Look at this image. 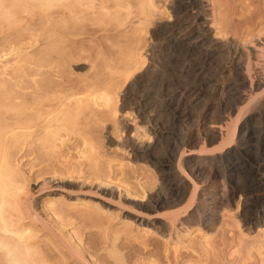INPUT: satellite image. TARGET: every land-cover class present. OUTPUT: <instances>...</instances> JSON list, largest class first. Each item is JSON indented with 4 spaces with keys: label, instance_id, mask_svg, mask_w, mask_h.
<instances>
[{
    "label": "rangeland",
    "instance_id": "374dc122",
    "mask_svg": "<svg viewBox=\"0 0 264 264\" xmlns=\"http://www.w3.org/2000/svg\"><path fill=\"white\" fill-rule=\"evenodd\" d=\"M7 1L11 3V0ZM7 1L9 9H5L6 5L0 8V100H2L0 118L5 119L8 126H18L12 122L14 118L22 120L24 114L28 112L26 108L34 109L31 101L36 97L35 94L40 92L41 87L47 86V90L49 88L51 90L48 94L49 99L55 100V104L48 111L61 110L62 114L59 113L58 116L64 129L60 134L65 139L64 145L58 143V147L49 148L40 139V134H32L25 144L11 146L9 152L13 165L20 171L22 179L31 184L33 178L41 176L42 173L48 176L57 170L72 171V168L79 172L70 181L73 184L81 181L82 184L87 183L85 191L91 190L89 188L94 184L92 181L97 178L106 179L114 184L113 190L95 187L93 192L90 191L91 194L88 192L83 196H77L79 200L88 202L86 205L76 202L75 199L70 201L67 196H63L62 199L45 197L39 203V209L45 217L59 220L58 227L63 234L65 233L64 236L66 235L65 238L73 245V249L76 247L74 251L81 253L89 264H264V227L260 224L264 218V209L260 204L239 203V195L229 199V194L222 191L225 185L227 186L225 189H228V182L222 184L221 181L210 180L208 183L214 187L217 184L221 190L218 194L220 204L216 215L217 225L214 226L213 233H207L210 235L205 237L206 231L195 227V231H191L183 242L175 234L174 238L163 239L154 230L149 231L141 227V220L138 219L141 211L125 200L119 201V194L114 191L118 185L139 191V185L143 183L142 185L147 184L150 193H155L160 186V180L156 177L157 171L150 166L151 164L142 159L137 161L128 154L123 156L117 149L115 141L124 142L126 135H123L119 125L125 116L130 118L128 115L123 116L127 109L121 112V106L130 103V106L134 107L139 103V106L142 104L144 108L149 105L150 112L156 115L163 114L165 112L164 105V109L161 108L163 102L174 96L177 89H184L190 85L182 68L184 63L192 60L197 53L186 56V53L176 49L173 42H168L166 37L169 36L168 30L164 31L157 27L159 22L173 23L180 15L189 14L190 11L183 5L184 0L182 3V0H159L160 13L147 24L148 26L140 28V32L137 31L139 33L130 29L133 27L127 24V27L124 26L126 23L124 20L128 23L134 20V16L139 15L140 5L148 0H103L97 5L95 12L78 19L74 14L70 15L60 8L58 11L54 7L50 9L47 6L50 4L45 2L47 0H12L13 7H9L12 3ZM115 1H118V4ZM200 1L205 8L207 7L204 15L209 20L205 27L211 30V38L216 36L215 38H220L219 40L224 43L229 40L231 45L239 46L243 51L255 45L258 38H264V0ZM120 4H124V10L116 7ZM26 6L30 14L21 13ZM3 9L6 10L4 13ZM130 11L133 13H131L133 19L131 16L130 20H127L126 15ZM136 54H140L138 55L139 59L142 57L140 61L145 62L138 74L148 70L150 76L149 86L147 84V87L135 90L133 95L129 87L132 81L131 79L126 80L129 83L125 81L122 77L124 72L122 68L128 61L133 60ZM169 63L172 65L168 66ZM228 63L223 62L219 68H224L223 66ZM38 64L45 65L44 72L38 73L33 70ZM25 69L28 70L27 75L22 73ZM150 69L154 72L149 71ZM228 75L222 76L223 80H228V77L230 78ZM22 79L30 88H23ZM109 80L110 82L115 80L113 84L111 83L114 88L117 86L113 93L118 94L117 96L114 94L115 99L119 97L117 101L114 99V109L118 110L114 115L113 110H109L111 113L106 110L107 113L104 112V102L99 100L100 91L110 83ZM93 92L98 94L97 106L91 99L86 98ZM220 95H217V98H210L209 101L205 100L211 109L208 115L215 112L214 115H209L212 117V120L209 119L211 122L217 117L216 108L226 102L224 96ZM23 96L25 98H21ZM22 99L28 100L29 105L23 107ZM202 105L197 104L196 107H199L197 109L192 106L191 113H196L195 116L202 114L203 110H200ZM40 107L43 108L42 105ZM192 121L195 120L184 121L175 126L176 132L169 129V124L166 123L165 126L169 128L165 129L166 136L163 140L165 147L170 140L168 138L173 136L171 132L186 135L187 131L194 127ZM205 130L203 132H206ZM110 136L113 137L114 143ZM201 142L203 144L201 140L199 145L196 144L197 147L194 146L195 149L200 150ZM201 148L203 149V145ZM208 174L201 181H197L199 190L205 184L208 185V181L204 182L209 180ZM64 180L69 178L64 177ZM110 190L114 191V194ZM250 220H253L252 225ZM112 249L118 252L115 253L116 256ZM51 250L49 260L52 264H79L75 259H64L55 249ZM194 250L198 254H195Z\"/></svg>",
    "mask_w": 264,
    "mask_h": 264
},
{
    "label": "bare ground",
    "instance_id": "6f19581e",
    "mask_svg": "<svg viewBox=\"0 0 264 264\" xmlns=\"http://www.w3.org/2000/svg\"><path fill=\"white\" fill-rule=\"evenodd\" d=\"M6 1L0 0V8H4L8 4ZM102 1L47 0L45 2L50 4L47 5L50 9L54 7L58 11L60 8L63 12L67 11L70 15L74 14L78 19L85 14L95 12L97 5ZM7 2L10 3V1ZM11 5L9 7H13L14 4ZM123 5L120 4L116 7H121L124 10L125 6L123 7ZM183 5L190 11L189 14L187 13L188 15H180L173 23L169 21L166 24H160L159 22L157 27L164 29V31L168 30L167 34L169 33V36H166L168 42H173L176 49L186 53V56L197 53L192 60L184 63L182 68V71L186 74V81L190 85L188 84L184 89H177L174 96L165 101L163 100L161 107L163 108L164 105L165 112L163 114L156 115L150 112L149 105L144 108L141 106L142 104L139 106V103L134 107H131L130 103L123 104L124 107L121 106L120 108L121 112L127 109L126 114L123 116L128 115L130 118L128 116V118H125V116L123 119L122 117L123 121L119 125L123 135H126L124 142L117 141L118 143H116L115 141L117 149L123 153V156L128 154L137 161L142 159L147 161L149 165L151 164L150 166L157 171L158 175L156 177L160 180V186L155 193H150L147 190V184L142 185V182L139 185V191L125 189L122 188L123 186L119 187V185L114 190L119 194V201L125 200V202L141 211V215L138 216V219L141 220V227L149 231L154 230L163 239L174 238L173 234H175L182 242L189 237L195 227L206 231L205 237H207L210 235L207 233H211L214 226L217 225H215V222L220 204L218 194L221 190L217 184L215 187L209 185L210 180L213 182L221 181L222 184L228 182V189H225L227 187L225 185L222 191L229 194V199H234L239 195V203L260 204L264 209V38H258V42L250 48L248 47L249 50L247 51L239 49V46L231 45L232 43L230 44L229 40H226L228 43L226 41L224 43L219 40L220 38H215L216 36L211 38V30L205 27L209 19L207 20L206 15H204L207 7L205 8L203 2L200 0H184ZM27 6L21 13L25 12L24 14H26L29 11ZM140 6L139 15L134 16V20L129 21V23L124 20L126 22L124 26L127 24L129 27H133L130 29L136 30L135 32L150 24L160 13L159 0H148ZM5 9H9L7 5ZM5 9H3V13L6 11ZM131 13L130 11L126 15L127 20H130L133 14ZM18 14L20 15V13ZM136 55L133 60L128 61L125 67L122 68L124 69L122 77L125 81L130 79L132 81L129 87L133 95L135 90L147 87V84L149 86L148 77L150 76L148 70L145 73L138 74L140 67L145 62L140 61L142 59V57L139 59L138 55L140 54ZM226 61L230 65L227 64V68V65L223 66L224 68H219V65L223 62L226 63ZM171 65L172 63L168 64V66ZM45 68L44 64H38L33 70L39 73L44 72ZM151 69L149 71H152ZM22 73L27 75L28 70H22ZM224 74L230 76L226 81L222 77H225ZM114 82L115 80L107 84L99 94V97L101 95L99 100L104 102V104L102 103L103 108L105 107L104 112L113 110V112L109 111L113 115L118 111L114 109V102L119 98L115 99L116 94L113 93L114 89L116 91L117 88V86L116 88L112 86ZM21 84L25 89L30 88L24 79H22ZM123 84L125 85V82ZM47 89V86L41 87L40 92L35 94L34 100H30L33 107L39 108L42 105L43 108H26V112H28L24 114L22 120L14 118L12 121L18 126H8V122L0 118V264H52L49 260L50 253H52L50 252L51 249L58 251L64 259L72 258V260L78 261L79 264H89L88 260L80 255L81 253H77V250L74 251L76 247L73 249V245H70V242L65 238V233L63 234L60 227H58L59 220L45 217L39 209V203L45 197L62 199L63 196H67L70 201L75 199L78 203L87 204L88 202L79 200L77 196H83L84 193H90V191L93 192L96 188H106L105 190H113L114 188V184L112 185L106 179L97 178L94 179L96 182L92 181L95 186L94 184L93 187L89 185L88 187L91 190L85 191V184L87 183L82 184L81 181L73 184L70 181L79 172L72 167V171L57 170L53 175L50 174L51 176L49 174L45 176L46 173H42L41 176L33 178V184L22 179L20 171L12 163L9 152L13 144L18 146L25 144L34 133L41 135L40 139L46 147L56 148L58 143L65 144V139L60 134L64 129L60 123L61 118L58 116L61 110L48 111L55 104V100L53 98L52 100L49 99L50 88ZM219 94L224 96L226 102L224 101L223 105L218 106V108L222 106L219 109L222 111L216 108L215 115L217 117L216 119L213 117L215 121L211 122L212 117H209V115H214L215 112L208 115L211 109L206 105L205 100L209 101L210 98H215ZM129 95L131 96L130 93ZM96 96L98 94L96 95L93 92L86 98L91 99L92 103L97 106ZM22 101V106L29 105L28 100L22 99ZM202 102H204V106L200 104ZM43 103L46 105H43ZM197 104L202 105L201 108L204 107V109L200 108L203 113L199 116H195L196 113L193 114L194 112L191 113L190 111L192 106H195L196 109L199 108L196 107ZM64 105L63 102L62 106ZM199 113L201 112L199 111ZM190 120H195L192 121L193 123L191 122L194 127L192 126L187 134L185 133L186 135L170 131L173 136L171 138L167 137L170 140L165 147L163 142L166 136L165 129L170 127L169 129L174 131L175 126ZM6 123L7 125H5ZM166 123L169 124L168 128L165 126ZM204 130L206 132H203ZM110 137L112 143H114L113 137ZM201 140L203 144L201 142L200 147L198 146L200 150L195 149L194 146L197 147L196 144L199 145ZM202 145L203 149L201 148ZM207 174L209 180L204 182L208 181V185L205 184L199 190L200 186L197 181H201ZM64 177L69 178V180H64ZM114 191L112 193L110 190L112 194H114ZM252 223L253 220H250L251 225ZM260 224L264 227V218ZM248 233H251V229L248 230ZM196 250H194L195 254L197 253ZM113 252L114 255L118 253L115 249Z\"/></svg>",
    "mask_w": 264,
    "mask_h": 264
}]
</instances>
